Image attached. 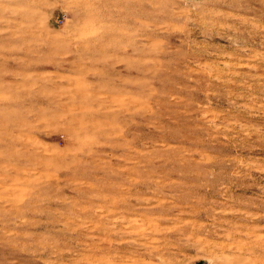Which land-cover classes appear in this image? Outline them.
<instances>
[{"label":"rangeland","instance_id":"374dc122","mask_svg":"<svg viewBox=\"0 0 264 264\" xmlns=\"http://www.w3.org/2000/svg\"><path fill=\"white\" fill-rule=\"evenodd\" d=\"M0 264H264V0H0Z\"/></svg>","mask_w":264,"mask_h":264}]
</instances>
